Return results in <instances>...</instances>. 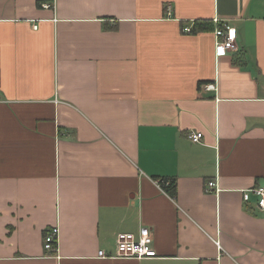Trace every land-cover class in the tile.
Wrapping results in <instances>:
<instances>
[{
    "label": "crops",
    "instance_id": "1",
    "mask_svg": "<svg viewBox=\"0 0 264 264\" xmlns=\"http://www.w3.org/2000/svg\"><path fill=\"white\" fill-rule=\"evenodd\" d=\"M256 187L264 0H0V264H264ZM140 228L158 258L97 257Z\"/></svg>",
    "mask_w": 264,
    "mask_h": 264
},
{
    "label": "built area",
    "instance_id": "2",
    "mask_svg": "<svg viewBox=\"0 0 264 264\" xmlns=\"http://www.w3.org/2000/svg\"><path fill=\"white\" fill-rule=\"evenodd\" d=\"M44 9H49L50 6L44 5ZM170 8H168L169 10ZM167 10V11H168ZM217 24V21H214ZM184 34H191L192 29L190 27H184L182 29ZM215 34V56L223 57L228 53H235L238 51L236 44L237 35L234 28L226 27V29H216ZM205 92H212L216 90L214 85L208 84L203 87ZM202 138V134L190 132L188 139L193 143H199ZM156 180L155 184L165 192L162 187L164 182ZM168 183V182H167ZM168 185V184H167ZM218 188L216 182H209L205 188V192L208 194H217ZM255 196L256 208L261 215H264V187L251 188L242 192V200L244 203L250 201V197ZM57 238L58 229L52 228L44 237V249L47 252L55 253L57 250ZM218 246V243H217ZM98 258H120V259H135V260H151L158 258V254L153 247L152 232L147 228H140L138 234L135 236L130 233H119L115 238L114 253L107 254L103 251H99Z\"/></svg>",
    "mask_w": 264,
    "mask_h": 264
},
{
    "label": "trees",
    "instance_id": "3",
    "mask_svg": "<svg viewBox=\"0 0 264 264\" xmlns=\"http://www.w3.org/2000/svg\"><path fill=\"white\" fill-rule=\"evenodd\" d=\"M216 28L225 30V26L223 24H214L212 20H197V21L193 22V27H192L191 33L194 35L198 34V33H213ZM233 64L235 66L242 67L244 65V61L240 58V56L236 55ZM160 182H164V184H162V187L165 190V193L170 198L175 200V198H176V183H175V181L174 180H169V181L168 180H161Z\"/></svg>",
    "mask_w": 264,
    "mask_h": 264
},
{
    "label": "rangeland",
    "instance_id": "4",
    "mask_svg": "<svg viewBox=\"0 0 264 264\" xmlns=\"http://www.w3.org/2000/svg\"><path fill=\"white\" fill-rule=\"evenodd\" d=\"M206 86V85H205ZM204 87V86H203Z\"/></svg>",
    "mask_w": 264,
    "mask_h": 264
}]
</instances>
